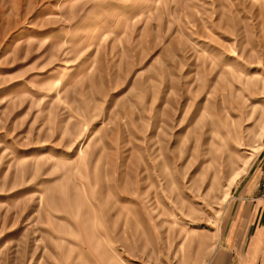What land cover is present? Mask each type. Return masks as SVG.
Segmentation results:
<instances>
[{"label": "rangeland", "instance_id": "374dc122", "mask_svg": "<svg viewBox=\"0 0 264 264\" xmlns=\"http://www.w3.org/2000/svg\"><path fill=\"white\" fill-rule=\"evenodd\" d=\"M263 159L264 0H0V264H211Z\"/></svg>", "mask_w": 264, "mask_h": 264}, {"label": "crops", "instance_id": "0c3cea01", "mask_svg": "<svg viewBox=\"0 0 264 264\" xmlns=\"http://www.w3.org/2000/svg\"><path fill=\"white\" fill-rule=\"evenodd\" d=\"M263 176L264 159L235 189L211 264H264Z\"/></svg>", "mask_w": 264, "mask_h": 264}, {"label": "built area", "instance_id": "2783aa9c", "mask_svg": "<svg viewBox=\"0 0 264 264\" xmlns=\"http://www.w3.org/2000/svg\"><path fill=\"white\" fill-rule=\"evenodd\" d=\"M260 186L262 187V193H261L260 197H261V199L264 200V176H263V178L261 180Z\"/></svg>", "mask_w": 264, "mask_h": 264}, {"label": "bare ground", "instance_id": "6f19581e", "mask_svg": "<svg viewBox=\"0 0 264 264\" xmlns=\"http://www.w3.org/2000/svg\"><path fill=\"white\" fill-rule=\"evenodd\" d=\"M229 194H230V191H228V192H227V195H226V197H228V195H229Z\"/></svg>", "mask_w": 264, "mask_h": 264}]
</instances>
